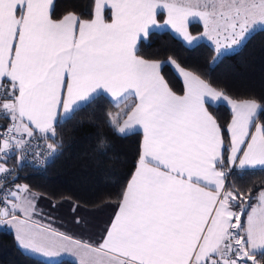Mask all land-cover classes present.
I'll use <instances>...</instances> for the list:
<instances>
[{
    "label": "snow or ice",
    "instance_id": "6c2138e0",
    "mask_svg": "<svg viewBox=\"0 0 264 264\" xmlns=\"http://www.w3.org/2000/svg\"><path fill=\"white\" fill-rule=\"evenodd\" d=\"M158 9L167 11L165 23L190 45L198 38L187 33L189 19L203 21L204 35L215 37L217 58L264 28V0H94L89 19L73 11L53 19V0H0V114L12 121L8 132L19 134L3 137L0 153L25 150L24 135H34L29 125L54 139L58 123L102 92L117 105L135 98L109 113L115 132L143 130L135 173L100 244L29 223L35 194L19 196L27 185L9 193L14 199L5 197L0 224L15 228L20 247L46 256L71 251L78 264H264V190L242 220L247 197L227 187L225 170L237 161L241 169L264 168V101L230 99L170 58L185 85L183 95L173 92L160 74L161 62L137 54V41L159 27ZM221 100L232 111L227 157L221 126L206 107ZM60 147L49 143L47 155ZM11 171L0 164V176Z\"/></svg>",
    "mask_w": 264,
    "mask_h": 264
},
{
    "label": "trees",
    "instance_id": "16d2710c",
    "mask_svg": "<svg viewBox=\"0 0 264 264\" xmlns=\"http://www.w3.org/2000/svg\"><path fill=\"white\" fill-rule=\"evenodd\" d=\"M53 4L54 19L68 11L75 12L81 19H89L94 0H54ZM105 17H109L108 12H105ZM158 18L161 16L158 15ZM189 27L192 32L201 30V26L193 23ZM137 49V54L142 58L163 61L160 72L176 93H181L183 86L165 62L167 58L200 75L230 98L264 101V28L255 30L238 49L221 55L214 63H210L214 52L207 43L199 41L186 46L167 30L150 31L145 39L139 41ZM3 83L10 86L8 81ZM121 106V103L113 104L106 96L98 95L76 111L71 119L58 123L54 139L43 138L40 132H34L47 144L59 142L61 147L42 169L23 163L17 168L16 163L17 177L12 181L28 186L22 196L25 193L35 194L36 207L45 216L60 214L68 218L70 214L91 218L106 207L111 212L120 200L139 157L140 133L136 131L121 135L108 123L109 113L115 115L124 109L125 106ZM206 106L221 126L224 139L222 153L227 157L229 139L226 123L230 113L223 105ZM9 120L2 115L0 129L9 124ZM259 121L264 123V114H261ZM5 162L11 163V160ZM227 172L226 185L228 188H238L245 194L247 199L243 203L246 210L264 187V169H227ZM233 209L240 211L238 207ZM241 219L244 220V214ZM0 264L77 263L68 258L46 262L32 258L16 245L12 232L5 224H0Z\"/></svg>",
    "mask_w": 264,
    "mask_h": 264
},
{
    "label": "crops",
    "instance_id": "0c3cea01",
    "mask_svg": "<svg viewBox=\"0 0 264 264\" xmlns=\"http://www.w3.org/2000/svg\"><path fill=\"white\" fill-rule=\"evenodd\" d=\"M53 2H54V0H53ZM105 12H108L109 13V17L108 18L105 17V18L108 19V20H110L111 19V10L110 9H106ZM158 15L161 16V18H158ZM61 17H59V18H61ZM59 18H57V19H59ZM167 18H168L167 17V11L164 10V9H158L157 10V14H156V20H157V24L159 25V27H152L150 31H152V30H155V31L167 30L173 36H175L178 39H180L182 41V43H184L186 46H192V45L196 44L199 41H203V42L207 43L209 46L212 47L213 52H214L213 55H212V57H211L210 63H214L213 62L214 61V58H216L215 59V61H216L221 55H223L225 53L232 52V51L238 49L243 44L242 43L239 46H234L231 49H224V50H222L220 56L217 58V53L215 51V42H214L215 37L213 39H209L208 36L204 35L205 29H204L203 21H201L198 17H193V18H190L189 19V22L187 24V33L191 37H197L198 38V39H196L190 45V44L187 43V41H186V39H185V37H184V35L182 33L177 32L175 29L172 28L171 25H168V24L165 23L167 21ZM192 23L193 24H196L197 26H201V30L198 31V32H192L190 30V27H189V24H192ZM259 28L260 27H257V29H259ZM251 33H253V32H251ZM251 33H249V35ZM145 38H146V36L145 37H142L141 39H145ZM141 39H139L137 41V45H138V43H139V41ZM220 43H221V45H223L225 43V41H224V39L222 37H221ZM169 59L170 58H167L165 60V62L170 66L171 70L180 79V81L182 83V86H183V90H182L181 93H176V92L175 93L177 95H183L184 89H185L183 76L180 75L178 69H176L174 65H172V64L169 63ZM146 60H149V61H158V62H161V64H163V61H161V60H154V59H146ZM172 60H174V59H172ZM182 68H184V67H182ZM184 69H186V68H184ZM186 70H188V69H186ZM160 74H161V72H160ZM4 81H8V80L5 79ZM8 83H9V81H8ZM99 95H104L113 104H117L114 101V98L111 97V94H109V93H103L102 92ZM133 99H135V98L134 97H129L127 100L121 101L120 102L121 105H122L121 107H124L128 103H131ZM230 99H233V98H230ZM236 100H239V99H236ZM210 105H213V104H210ZM216 105H223V106H225L228 109L229 113H230L229 118H228V121L226 123V132H227L228 139H229V150H228V154H229L230 148H231V134L227 130V126L231 122V119H232L231 106L226 101H223V100L216 102L213 106H216ZM61 111H62V109H61ZM8 123L9 124H12V121L9 120ZM25 123H27V120H25ZM217 123H218V121H217ZM29 126L33 128V131L34 132H39L37 129H35V126L34 125H29ZM136 131H138L140 133V143H139V157H140L141 145H142V142H143V130H142V128H137V129L133 130L132 132H136ZM249 131H250V133H254L255 132V127H251L249 129ZM132 132H130V133H132ZM121 135H123V134H121ZM17 136L19 137V134H17ZM24 137H27V135H24ZM250 139H251L250 136L249 137H246V141H250ZM240 147H241V149H246L247 143L242 144ZM242 154H243L242 152L238 153V155H242ZM139 157H138V160H139ZM138 160L136 162V165H135V167H134V169H133L130 177L128 178V181L131 179L132 175L135 173ZM238 165H239V161L236 162V165L235 166H233V165H227L226 164L225 170L227 171V169H230V168H232L235 171H247V170L264 169V168H261V167L241 169V168H239ZM128 181H127V183H128ZM127 183H126L125 187L127 186ZM261 190H264V187H262L258 191V193ZM23 197H28L29 199H33L31 193H27V194L25 193L22 196V198ZM35 199L36 198L33 199L34 211H33L32 215H31V217L29 219V223H32L34 225H38L41 228H47V229L55 230V231H57L59 233H62L64 235L68 236V237H71L73 240L84 241V242H87V243H89V244H91L93 246H96V245L100 244L103 241V238L106 235L107 229L111 226V223H112L113 219L115 218L116 213L119 210V202H120V200H119L118 203H117V205L112 209V211L109 212V214L106 215V216H104V217L102 216V211H100V214H95L91 218L90 217H86V218L84 217V218H82L81 215L70 216V214L68 215V218H67V217L61 216L60 214L54 215L53 217L52 216H45V214H43L41 212V210L36 207V200ZM257 204H258V194L256 195L255 201L249 207L246 208V210L244 212V221L247 220V212L251 211L252 206H256ZM233 211L239 212V210H237V209H233ZM17 212L19 214V216L17 217L18 219H20V220L25 219V216H24V214L21 211L17 210ZM5 226L12 232V235L14 237V240H15L16 245L23 252H25L28 255H30L32 258L38 259L40 261H45V262L46 261H57V260L62 259V258H68V259L74 260L78 264V257L76 255H74L71 251H62L58 255H55V256H46V255H44L42 253L34 252V251L30 250V249H24V248L20 247L19 244L17 243L16 239H15V234H16L15 228L12 227V226H10V225H7V224H5Z\"/></svg>",
    "mask_w": 264,
    "mask_h": 264
},
{
    "label": "built area",
    "instance_id": "2783aa9c",
    "mask_svg": "<svg viewBox=\"0 0 264 264\" xmlns=\"http://www.w3.org/2000/svg\"><path fill=\"white\" fill-rule=\"evenodd\" d=\"M6 85V84H5ZM10 87V86H9ZM5 99L4 96L0 95V101ZM3 114H0V117ZM11 124H8L4 126L2 129H0V141L2 146V138L9 135H16V133H9L8 129ZM17 138H19L17 136ZM28 143L26 145L25 150H18L15 148H12L4 153H0V164L4 165V167L12 170L10 174H4L3 176H0V208H3L5 206V197L8 199H14L9 195L11 191H15L16 186H24L23 184L14 183L12 181V176L16 173V158L19 157L21 163L29 165L31 167H34L36 169H42L44 168L45 164L48 162L49 156L47 155V143L44 142L38 135H33L31 138L29 137H23ZM39 153L37 156L36 154ZM11 160V163H6L5 161ZM40 161H44L43 163H40ZM15 162V164H14ZM229 171H232V168L229 169ZM23 191L19 193V196H22ZM10 207V205H9ZM16 216H18L17 213H15Z\"/></svg>",
    "mask_w": 264,
    "mask_h": 264
},
{
    "label": "water",
    "instance_id": "95a60500",
    "mask_svg": "<svg viewBox=\"0 0 264 264\" xmlns=\"http://www.w3.org/2000/svg\"><path fill=\"white\" fill-rule=\"evenodd\" d=\"M55 155V154H54ZM54 155H52V156H49V158H48V163L52 160V158L54 157ZM16 163H17V168H20L21 167V161H20V158L19 157H17V159H16ZM16 177H17V174L15 173L13 176H12V179H16ZM1 186V185H0Z\"/></svg>",
    "mask_w": 264,
    "mask_h": 264
},
{
    "label": "rangeland",
    "instance_id": "374dc122",
    "mask_svg": "<svg viewBox=\"0 0 264 264\" xmlns=\"http://www.w3.org/2000/svg\"><path fill=\"white\" fill-rule=\"evenodd\" d=\"M258 194V193H257ZM105 208V207H104ZM92 211V210H91ZM101 211H102V216L104 217V216H106V215H108L109 214V212H110V210H109V208L108 207H106L105 209H101ZM92 213V212H91Z\"/></svg>",
    "mask_w": 264,
    "mask_h": 264
}]
</instances>
